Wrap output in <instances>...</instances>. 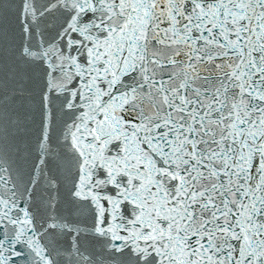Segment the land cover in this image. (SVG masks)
<instances>
[{"label": "snow or ice", "instance_id": "6c2138e0", "mask_svg": "<svg viewBox=\"0 0 264 264\" xmlns=\"http://www.w3.org/2000/svg\"><path fill=\"white\" fill-rule=\"evenodd\" d=\"M0 264H264V0H0Z\"/></svg>", "mask_w": 264, "mask_h": 264}]
</instances>
